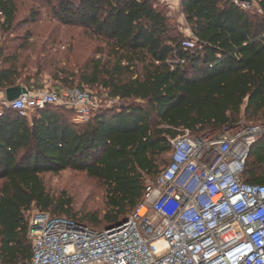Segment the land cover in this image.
Returning a JSON list of instances; mask_svg holds the SVG:
<instances>
[{
    "label": "trees",
    "instance_id": "1",
    "mask_svg": "<svg viewBox=\"0 0 264 264\" xmlns=\"http://www.w3.org/2000/svg\"><path fill=\"white\" fill-rule=\"evenodd\" d=\"M254 1L256 9L234 0H182L181 13L198 44L193 51L184 49L187 36L173 27L159 0H46L62 25L81 28L109 48L80 65H59L60 50L36 51L30 33L13 38L18 45L0 46L2 91L43 88L47 74L55 91L99 87L123 102L85 122L57 105L30 117L1 108V264L31 260L33 211L95 229L118 225L143 202L148 178L169 164L173 138L187 129L196 134L264 119V0ZM17 13V0H0V31L15 29ZM165 154L169 162L162 167ZM65 170L86 172L103 184V215L78 217L70 196L47 190L44 174ZM243 179L264 183V139L252 147Z\"/></svg>",
    "mask_w": 264,
    "mask_h": 264
},
{
    "label": "built area",
    "instance_id": "2",
    "mask_svg": "<svg viewBox=\"0 0 264 264\" xmlns=\"http://www.w3.org/2000/svg\"><path fill=\"white\" fill-rule=\"evenodd\" d=\"M183 47L193 51L198 44L190 36ZM48 105L74 110L80 122L102 108L98 96L79 87L29 90L13 101L0 90V110L30 117ZM262 139L264 120L185 130L171 140L169 164L147 182L143 202L124 222L98 230L33 211V254L25 264H264V183L243 179L251 149Z\"/></svg>",
    "mask_w": 264,
    "mask_h": 264
},
{
    "label": "rangeland",
    "instance_id": "3",
    "mask_svg": "<svg viewBox=\"0 0 264 264\" xmlns=\"http://www.w3.org/2000/svg\"><path fill=\"white\" fill-rule=\"evenodd\" d=\"M168 14L171 18L173 27L185 33L187 37L192 36L191 30L185 21V17L181 13V6L177 0L163 2ZM18 13L15 21V29L8 33L0 31V46L3 44L18 45L20 40H12L15 37H22L30 33V47H34L36 51L45 48L48 51L60 50L56 62L64 66L65 62L69 61L74 66L84 63L91 57H99L102 55L100 50H103L104 55L108 53L107 45L99 38L87 34L83 29L71 26L62 25L54 15L52 5L46 0H17ZM256 9V7H253ZM72 48L71 52H67ZM46 54V53H45ZM69 57V59L67 58ZM32 59H35L34 57ZM34 60L31 61V63ZM53 82L50 77L45 74L44 87L40 89L56 90L52 87ZM37 89V90H40ZM93 95L100 98L102 103L101 109L110 108L116 105H121L119 99H110L106 92L101 88L83 87ZM76 121L80 122L78 115L74 110L67 109ZM264 120V119H263ZM245 123H258L259 121L242 120ZM165 167L169 162V154L164 155ZM153 180L148 178L147 182ZM44 181L47 190L59 197L64 193L72 198L73 211L81 217L84 213L96 212L103 215L106 211V196L103 184L97 179L90 177L86 172L65 170L59 174H44ZM104 229V225L97 227Z\"/></svg>",
    "mask_w": 264,
    "mask_h": 264
},
{
    "label": "water",
    "instance_id": "4",
    "mask_svg": "<svg viewBox=\"0 0 264 264\" xmlns=\"http://www.w3.org/2000/svg\"><path fill=\"white\" fill-rule=\"evenodd\" d=\"M243 2H252L253 0H241ZM29 90L25 86L10 87L5 90L6 98L8 101H13L22 94L28 93Z\"/></svg>",
    "mask_w": 264,
    "mask_h": 264
},
{
    "label": "crops",
    "instance_id": "5",
    "mask_svg": "<svg viewBox=\"0 0 264 264\" xmlns=\"http://www.w3.org/2000/svg\"><path fill=\"white\" fill-rule=\"evenodd\" d=\"M254 1V0H253Z\"/></svg>",
    "mask_w": 264,
    "mask_h": 264
}]
</instances>
